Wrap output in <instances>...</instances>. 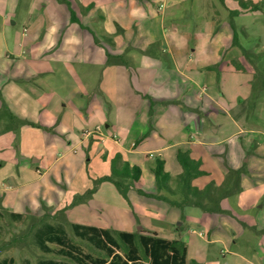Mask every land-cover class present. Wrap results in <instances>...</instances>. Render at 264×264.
<instances>
[{
  "label": "crops",
  "instance_id": "obj_1",
  "mask_svg": "<svg viewBox=\"0 0 264 264\" xmlns=\"http://www.w3.org/2000/svg\"><path fill=\"white\" fill-rule=\"evenodd\" d=\"M55 1L63 4L65 11H60L66 21L89 32L92 24L96 32L103 30L100 22L93 18L98 13L95 6L91 4L88 10L83 9L90 5L89 2L83 4L81 0H70L80 25L71 22L70 9L65 0ZM148 1L158 14L165 7V0ZM244 1L255 3L256 0ZM229 10L238 11L233 17L234 23L251 16V12H259L237 4H233ZM12 23L16 24L15 21ZM129 23L136 26V22ZM35 30L39 32L27 39L31 43L40 40L46 28L37 27ZM125 30H130V26ZM27 31L23 27L21 36ZM102 35L105 37L107 34L102 32ZM50 36L55 39L51 44L58 43L59 47L61 43L56 40L58 35L51 33ZM107 39L111 40L110 46L102 37L92 34L83 43L88 46L85 57H81L78 52L81 42L73 41L69 44V39L64 46H71L70 49L56 53L57 48L53 57L39 54L36 60L31 59L32 63L51 61L56 64V78L52 82L48 79L53 78L50 75L53 70L43 66L35 67L28 59L25 61L22 49L15 53L7 51L0 54V207L9 208L11 213L16 214H40L43 208L59 211L68 207V213H77L81 212L77 211L79 208L85 210L86 205L92 204V200H99L102 191L113 196L109 200L114 205L111 211L117 217L116 226L81 223L73 219H70L71 223L107 228L112 234L113 231L117 234L120 231H144L145 234L154 232L166 239H180L187 248V264L189 259L196 260L192 249H207L212 242L221 241L225 246L223 249L238 246L257 249L250 246L249 239L255 238V234L264 237V89L259 93V107L256 105L254 115L246 119L245 115L233 114L238 108L236 112L228 111L226 106L213 98L215 95L212 92L205 94L206 88L202 84L207 75L213 83L214 72L221 75L236 72L251 76L239 46L229 38L228 48L219 53L218 65L213 68L210 63L192 65L193 53L188 55L185 62L177 61L175 52L179 49L175 45H182V51L187 53L186 40H179L178 43L170 41L166 45L168 47L161 44L162 51L169 52L171 59L168 60L172 61L171 67H166L169 71L163 72L161 69L165 66L161 55L134 46L132 36L122 35L121 38L111 39L108 35ZM145 43L151 45L154 40L147 38ZM104 44L108 46L107 49ZM200 45L199 40L198 47ZM108 54L114 57L121 55L125 60L127 55L132 54L134 61L138 66L141 64L144 70L140 75L137 74L136 83L140 85L137 83L135 86L132 80L135 76H131L128 60L123 64L108 63ZM232 59L243 63L245 71L235 70L230 63ZM62 70L68 82L58 76ZM34 79L39 83L34 82L37 86L25 87ZM139 98H144L142 105H136ZM175 101L185 114L181 115L183 124H179L175 135L166 138L162 129L151 120L150 102ZM260 106L263 108L257 115ZM213 114L222 115L235 123L239 130L236 129L229 136L236 137L235 143L222 147L218 145L219 141H214L212 132L216 131V122L212 119ZM206 119L211 123L209 132L204 126ZM253 119L258 122L252 123ZM239 123H248L250 128H240ZM242 132L244 134L238 135ZM251 134L256 143L251 141ZM179 148L189 150L192 158L200 160V168L205 173L192 180V184L200 188L211 181L220 184L228 166L245 167L246 174L241 176V190L234 197L231 196L234 201L223 199L220 202L223 212L210 213L192 205L180 210L166 201L144 194L157 193L153 172L155 159L164 162V170L172 178L180 172L176 158ZM67 155L73 156L75 163H79L74 173L78 177L77 181L66 179L61 184L55 176L48 180L46 176L57 160ZM115 157L119 159V167L127 162L130 167L138 166L140 169L139 180L129 186L126 197L112 180L105 179L96 183L101 177L112 174L109 165ZM93 159L96 167L91 172L87 170V164ZM207 161L210 163L206 167ZM44 183L50 184L46 190ZM94 186L96 191L89 198L70 205L75 195L83 194ZM171 186H174L172 181ZM38 190L45 191L34 205L37 208L30 210V198ZM162 193L170 199L178 197ZM17 205L22 206L21 212L15 211ZM149 218L155 221L149 222ZM204 230L207 231L206 236L203 235ZM197 235L203 236L202 240L197 239ZM225 264L229 262L225 261Z\"/></svg>",
  "mask_w": 264,
  "mask_h": 264
},
{
  "label": "rangeland",
  "instance_id": "obj_2",
  "mask_svg": "<svg viewBox=\"0 0 264 264\" xmlns=\"http://www.w3.org/2000/svg\"><path fill=\"white\" fill-rule=\"evenodd\" d=\"M81 2L83 4L89 2V4L95 6L98 13L93 18L98 20L103 27L101 32L94 30V24L91 25L92 29L90 33L78 25L66 21L60 11V9L65 11L63 4H57L55 0H0V54H4L7 51L15 53L17 50L22 49L23 57L25 56L26 58L25 61L28 59L30 64H33L35 67L43 66L53 70L50 73L53 78L51 79L50 77L48 79L52 82L56 78L54 73L56 71L55 68L57 69L56 64L51 61L47 63H40L38 61L32 63L31 59L36 60L40 56L39 54H46L47 57H53L55 55V49L57 48L58 51L56 53H61L64 49H70L71 46H64L65 41L69 39H71L68 42L69 44L73 41L81 42V47H79L78 52L81 57H85L88 54V46L83 43L84 41H88L92 37V34L102 37L109 46L111 40L107 39L108 35L111 39L121 38L122 35L123 37L132 36V41L135 43L134 46H139V49L145 50V52L152 50L161 55L164 60L163 66H165L161 69L163 72L169 71L166 67L171 65V60H168L171 57L169 52L165 53L162 51L161 44L166 46L170 41H175L176 43L179 40L187 41V53L182 51V45L177 44L175 48L179 50L175 52V56L177 61L185 62L188 55H192L193 53V57L191 58L192 65L210 63L211 66L216 67L218 65L216 62L219 53L228 48L229 38L232 39L231 37L234 32L242 48L254 51L255 53L264 52V0H256L255 3L257 2L259 4V8L257 9L259 12H251V16L235 22L234 29L230 24L228 11L229 8L233 7V4L240 6L239 0H165V7L159 14L156 13L155 8L151 6V2L148 0H81ZM12 21H15L16 24H13ZM129 22H136V26H133L134 23ZM127 26H130V30L128 31L125 30ZM23 27L28 29L24 35L25 37L21 36ZM37 27H45L46 30L42 31L43 36L40 40L31 43L32 41H28L27 39L39 32V30H35ZM243 31H246L247 34ZM102 32H105L107 35L103 37ZM51 33L58 35L56 40H59L61 43L59 47L58 43L51 44L55 40L50 36ZM147 38H152L154 43L151 45L145 43ZM211 39H217V41H211ZM199 40L201 43L200 47H198ZM68 43L66 44L69 45ZM104 48L107 49L108 46L104 44ZM132 54L127 55L126 60L129 63L128 67L131 76H135L132 80L136 86L138 83H136L137 74L140 75L144 70L141 69V64L138 66L134 61ZM243 59L250 70L251 76L236 72L224 73V75L214 72L213 83L210 82V78L207 75L205 83L203 82L202 84L206 88L204 91L205 94L212 92L215 95L213 98H216L220 104L226 106L228 111L233 112L238 108L237 112L235 111L236 113L233 114L235 116L245 115L246 119H248L250 114H246L248 112L246 99L250 93L253 70L252 65L244 57ZM256 64L259 67L263 66L264 58L257 61ZM58 76L63 81L68 82L63 70L58 73ZM34 82L39 84L34 79L30 84L27 83L25 87L37 86ZM69 84H71L70 81ZM138 85L140 84L138 83ZM142 99L144 100V98H139L136 101V105L143 103L141 102ZM240 99H242L241 102L239 101ZM176 103V101L163 103L150 102L151 120L162 129L166 138L175 135L179 124H183L181 118L185 114L182 113V110ZM256 105L259 107V99ZM262 108L261 106L257 108V115L260 114V109ZM213 115L212 119L216 122L214 125L216 131L212 132L214 141H219L218 145L222 147H228L232 143H235L236 137H229L237 129L235 123L224 118L222 115ZM255 121L257 120L253 119L252 123H255ZM210 125L211 123L206 119L204 126L207 132H209L208 127ZM239 125L240 128H250L248 123H239ZM242 134L244 132L238 135ZM250 139L256 143L253 140L252 134ZM246 156L247 154H245ZM221 157L223 158V154ZM225 157L226 153L224 154ZM209 163L210 161L206 162V167L209 166ZM78 164L77 162L75 163L71 155L64 156L61 159L59 158L54 168H52L46 177L48 180H51L55 176L59 178L61 184L66 179L77 181L78 177L74 173L76 172ZM112 165L119 167V159L116 158L114 163L113 159H111L109 166L111 167ZM104 166L105 163L102 164L103 168ZM95 167L94 159L88 162L87 170L93 172ZM242 168L244 170L242 175L246 174L245 167L242 166ZM43 186L46 190L50 184L44 183ZM63 189L64 187L61 185V190ZM45 190H38L35 192L34 197H28L31 202L28 206L30 210L37 208L34 205L37 204L39 195H42ZM234 196L235 194L232 195V197ZM99 197V200H92V204L90 203L89 206L86 205L85 210L79 208L77 211L81 212L77 213H68L67 210L70 208L68 207L66 209L62 208L63 212L43 208L40 214L25 212L19 215L11 213L9 208L0 207V260L2 258L12 257L15 264H40L42 261L48 260L56 261L60 264H81L70 255L60 253V246L55 242H47L48 249L46 250L40 247L35 239L34 233L36 228L44 222L61 225L69 240L78 247V252L81 254H90L93 258L103 257L109 259L105 250L96 247L87 239L75 235L70 221V219H73L81 223L89 222L94 224H107L108 227L116 226L115 218L117 217L111 211L114 205L109 200L113 196L110 193L101 191ZM232 197L225 199L234 201ZM21 210L22 206H15V211L21 212ZM150 220L155 221V219L149 218L148 221L150 222ZM206 232L204 230V236L207 235ZM113 234L118 239L120 245L116 249L117 252L124 255L126 245L118 238L115 231H113ZM201 237L203 238V236H196L199 240H202ZM249 240L251 241L250 246L257 249H247L242 246L223 249L224 244L221 241H217L210 243L207 249H192V253H194L195 259L200 261V264H225V261H228L229 264H264V237L255 234V238ZM138 246L140 248L141 260L145 262L142 248L139 244ZM188 251L191 253L190 249ZM87 261L91 264L93 263L90 260Z\"/></svg>",
  "mask_w": 264,
  "mask_h": 264
},
{
  "label": "trees",
  "instance_id": "obj_3",
  "mask_svg": "<svg viewBox=\"0 0 264 264\" xmlns=\"http://www.w3.org/2000/svg\"><path fill=\"white\" fill-rule=\"evenodd\" d=\"M65 1L70 9L71 22H76L82 25L75 15V11L70 6V0ZM239 4L243 8L249 7L252 10H257L259 8L257 3L245 2L244 0H239ZM91 6L92 5L90 4L83 9L88 10ZM237 13V10H229L230 24L233 29L235 28L233 17ZM237 42L236 33L234 32L232 36V43L239 46L242 56L247 60V62H249V64L252 65L253 70L251 94L246 99V106L248 107V112H246V114H250L251 117L255 113L259 92L264 89V65L259 67L256 64L257 61L264 58V52L255 53L244 49ZM107 61L108 63H127L121 55L114 57L111 54H108ZM230 63L234 66L235 70L245 71V66L240 61L232 59ZM212 67L214 68V66ZM241 100L242 99L239 101L241 102ZM176 158L181 169L180 172L173 178L164 170V162L161 159H156L153 172L157 193L141 192L147 194V196L166 201L180 210L187 205H192L201 208L203 211L213 213L223 212L220 204L221 200L231 197L232 195L238 193L241 189V176L244 171L242 167L234 168L228 166L224 179L220 184H216L211 181L204 187L200 188L192 184V180L194 178L205 173L200 168V160L192 158L189 154V150H183L180 148L177 150ZM115 159L116 157L113 159V163ZM111 173L112 174L110 176L101 177L98 181H96V183L105 179L112 180L119 189V192L126 197V192L129 186L139 180L140 169L138 166L130 167L127 162H124L120 167L112 165ZM113 177L117 178L113 179ZM171 181L174 184L173 187L171 186ZM94 190L95 186L83 194L75 195L70 205H74L85 200L92 192H94ZM162 192L171 196L177 195L178 197L176 199H170ZM59 212H63V209L59 210ZM71 226L75 235L80 238L87 239L96 247L105 250L109 259L103 257L93 258L90 254H81L78 252V247L69 240L66 232L59 224H52L49 222L41 223V225L36 228L34 236L41 248L46 250L48 249L46 244L47 242H55L60 246V253L70 255L81 264H91L87 260L93 262L92 264H187V248L184 241L180 239L162 238L157 236L154 232H148V234H145L143 233L144 231H120L117 234L118 238L126 245V250L124 255H122L116 250L120 246L119 241L109 229L75 222H72ZM138 244L142 248L145 262L141 260L140 248ZM0 264H15V262L12 257H9L2 258L0 260ZM40 264L60 263L48 260L42 261ZM189 264L200 263L191 259Z\"/></svg>",
  "mask_w": 264,
  "mask_h": 264
}]
</instances>
